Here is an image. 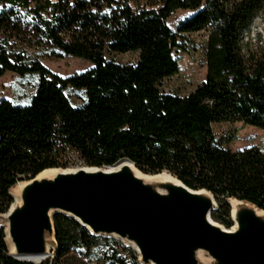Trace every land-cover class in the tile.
I'll use <instances>...</instances> for the list:
<instances>
[{"label":"trees","instance_id":"1","mask_svg":"<svg viewBox=\"0 0 264 264\" xmlns=\"http://www.w3.org/2000/svg\"><path fill=\"white\" fill-rule=\"evenodd\" d=\"M0 35L29 32L59 57L92 68L66 79L38 60L8 46L0 36V79L37 76L27 105L0 102V215L13 200L10 190L46 170L66 169L67 155L89 168H111L122 160L143 175L167 173L190 191H205L216 204L211 219L230 229L228 200L264 212V156L256 148L231 152L215 146L213 126L241 124L264 132V53L246 51L241 33L264 12V0H0ZM195 14L179 24L177 11ZM206 32V77L186 97L160 86L177 72L172 54L183 36ZM11 38V37H10ZM105 53L137 54L133 65L104 60ZM85 92L71 106L65 90ZM57 251L45 264H140L119 240L94 237L73 218L53 216ZM117 245H120L117 247ZM120 252L126 253L128 260ZM0 264H31L9 256L0 226ZM100 264V263H99Z\"/></svg>","mask_w":264,"mask_h":264},{"label":"water","instance_id":"2","mask_svg":"<svg viewBox=\"0 0 264 264\" xmlns=\"http://www.w3.org/2000/svg\"><path fill=\"white\" fill-rule=\"evenodd\" d=\"M126 164L23 181L20 204L6 213L9 256L25 263L19 258L55 255L53 216L60 213L94 237L134 246L140 264H264V216L257 208L237 201L230 232L212 221L216 204L208 192L179 181H143Z\"/></svg>","mask_w":264,"mask_h":264},{"label":"rangeland","instance_id":"3","mask_svg":"<svg viewBox=\"0 0 264 264\" xmlns=\"http://www.w3.org/2000/svg\"><path fill=\"white\" fill-rule=\"evenodd\" d=\"M10 9L8 6L0 5V14ZM18 17L22 19L21 32L19 36L6 34L0 35L1 38L8 37V46L16 51H23L30 59L38 60L42 65L63 79L73 75H79L92 68V65L86 61H79L69 56L59 57V53L52 48L39 41L38 37H34L30 30L29 19L22 16L21 10H16ZM195 12L177 11L167 22L168 28L173 32H177L180 23L192 17ZM11 37V38H10ZM243 44L246 46V51H251L256 54L264 53V12L256 15L251 21L247 31L241 33ZM180 43L182 49L174 52L172 57L177 62V72L173 77L165 79L160 86L161 92L167 95H175L186 97L192 93L200 84L203 83L206 77L205 68V49H206V32L202 30L198 33L187 34L182 37ZM104 60L107 62H115L121 66L133 65L137 62V54H115L105 53ZM38 82L37 76L17 77L10 73H5L0 79V102L9 101L14 106H24L29 103ZM65 95L68 97L71 106L75 108L82 107L85 101V92L76 91L71 88L65 90ZM215 135V146L218 148L228 149L233 153L251 148H256L264 156V132L252 127H244L241 124L230 125L221 123L213 126ZM68 165L66 169L60 170H83L89 168L79 164L77 156L73 153L67 155ZM174 179V178H173ZM175 180V179H174ZM235 201V200H234ZM230 206V200H228ZM0 215V226L3 227L2 217ZM213 221V220H212ZM214 222V221H213ZM215 223V222H214ZM217 224V223H216ZM220 225V224H218ZM224 229H228L220 225ZM121 245L126 246L119 241ZM120 245H117L119 247ZM133 251V250H131ZM108 252L105 249L96 250L94 253V264H105L102 256ZM121 256L128 260L126 253L120 252ZM55 258L54 253L45 259L47 262H52ZM32 264V263H31Z\"/></svg>","mask_w":264,"mask_h":264},{"label":"bare ground","instance_id":"4","mask_svg":"<svg viewBox=\"0 0 264 264\" xmlns=\"http://www.w3.org/2000/svg\"><path fill=\"white\" fill-rule=\"evenodd\" d=\"M127 166H129L131 168V170L133 171L134 175L143 180V181H156V182H172V183H178V180H174L170 175H168L167 173H160L159 175H155V176H151V175H143L142 173H140L132 164H126ZM120 168V167H119ZM86 169V168H85ZM64 170H60V169H53V170H46V171H43L42 173H40L38 175L37 178H41V177H51L53 176L54 173L56 172H63ZM74 170H66L65 172H73ZM24 182H21V183H17V185L15 187H13L9 194L13 200V206L15 205H18L20 204V199H19V194H20V191L22 190L23 186H24ZM238 202L237 201H234V200H230V209H231V215H230V218L234 215L235 213V207L237 206ZM257 211V214L258 215H261V216H264V212L256 209ZM7 217L8 215H5L2 217V223H3V228L5 230V244L7 245L8 247V251H9V255L10 254H13L14 252V247L13 245L11 244V242L9 241V238H8V231H7ZM235 230V226L233 224V226L230 228V232H233ZM126 246H128L131 250L133 251H136L135 247L132 246L130 247V245L125 242L124 243ZM51 254L49 253L48 255H40V256H25V257H20L19 259L22 260V261H28L32 264H41L42 262L46 261L45 259H47L48 257H50Z\"/></svg>","mask_w":264,"mask_h":264}]
</instances>
